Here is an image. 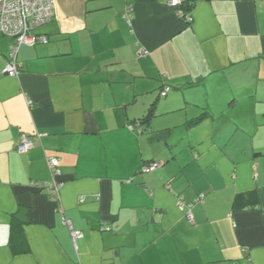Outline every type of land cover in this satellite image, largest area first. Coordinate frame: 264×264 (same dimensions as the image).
Returning a JSON list of instances; mask_svg holds the SVG:
<instances>
[{"label":"crops","instance_id":"obj_1","mask_svg":"<svg viewBox=\"0 0 264 264\" xmlns=\"http://www.w3.org/2000/svg\"><path fill=\"white\" fill-rule=\"evenodd\" d=\"M168 1L55 0L47 43L19 47L0 77V264H264V0H179L188 24Z\"/></svg>","mask_w":264,"mask_h":264},{"label":"built area","instance_id":"obj_2","mask_svg":"<svg viewBox=\"0 0 264 264\" xmlns=\"http://www.w3.org/2000/svg\"><path fill=\"white\" fill-rule=\"evenodd\" d=\"M168 6L176 9V15L183 18L185 23L191 22L192 18L183 15L178 7L181 5L179 0H169ZM55 0H0V37H7L14 40V44L9 48V58L7 63L0 70L1 76H8L16 78L19 75V64L16 56L20 46H34L36 44H46L45 36L34 33L36 29L48 23L54 17ZM122 19L130 22L133 19L131 6L128 5L122 14ZM169 88L162 90L161 95L168 94ZM139 124L137 123L136 126ZM33 147L32 141L28 136L22 134L19 137L16 145L18 153H26ZM47 166L53 175H57L58 159L55 157H48L46 159ZM162 166L159 162H153L141 167V173L149 174ZM35 188L46 190L47 192L55 189L57 192V185L54 183L44 184L32 182ZM180 208L184 211L185 216L190 224H193V219L190 213L191 205ZM71 233L73 242L80 238L82 234L79 231L72 230L68 222H64Z\"/></svg>","mask_w":264,"mask_h":264},{"label":"trees","instance_id":"obj_3","mask_svg":"<svg viewBox=\"0 0 264 264\" xmlns=\"http://www.w3.org/2000/svg\"><path fill=\"white\" fill-rule=\"evenodd\" d=\"M183 6H184V8L181 7L182 10H181V9H180V10H181L182 14L185 16V15H187L186 13H187L188 10H189V9H188V8H189V7H188L189 5H188V4H187V5L185 4V5H183ZM186 11H187V12H186ZM177 17H178V16H177ZM178 18H179V17H178ZM180 19L183 21V18H180ZM183 22H184V21H183ZM188 23H190V22H188ZM188 23H187V24H188ZM150 115H151V113H148V115L145 116V118H142L140 121H137V123H138V124L140 123L139 125H141V124H143V123L148 122V121L150 120V118H151ZM204 115H206V112H204L201 116L197 117V119H196L194 122H191L190 124H194L196 121L200 120L201 117L204 116ZM137 123H135V124H137ZM23 216L26 217V212L23 213ZM24 223L27 224V223H28V220H25Z\"/></svg>","mask_w":264,"mask_h":264}]
</instances>
